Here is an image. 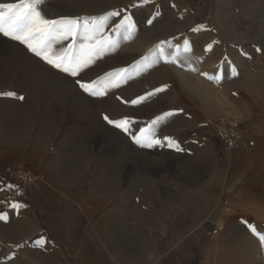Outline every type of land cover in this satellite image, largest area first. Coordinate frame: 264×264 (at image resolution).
I'll use <instances>...</instances> for the list:
<instances>
[{"label": "crops", "instance_id": "crops-1", "mask_svg": "<svg viewBox=\"0 0 264 264\" xmlns=\"http://www.w3.org/2000/svg\"><path fill=\"white\" fill-rule=\"evenodd\" d=\"M135 14L130 29L121 27L120 42L127 65L130 58H137V75L126 74L127 79L120 81L119 92L127 107L130 102L124 101L162 88L136 104V112L163 117L156 122L158 126L171 121V116L165 117V113L192 111L214 128L218 113L235 111L224 109L223 100H217L214 104L217 109L210 111L209 105L201 100L207 93L208 84L205 82L227 79L226 75L235 73V66L253 65L254 73H264L257 69L256 57L242 53L247 43L233 38L235 16L223 7L220 0H143ZM149 20L153 22L149 24ZM185 40L189 42L187 45ZM208 45H212L211 49ZM15 74H8L10 78L6 75L4 79L0 77V170L8 165L23 164L43 173L46 179L40 192H24L0 172V264H72L57 243L58 218L51 212L56 207L64 208L82 224L84 209L95 210L99 203L110 201L102 199V192L96 191L101 183L98 182L95 162L88 167L80 163L81 148L89 156L96 157L95 137L89 130H83L89 128V124L80 118L82 105L88 112L86 104H94L92 96H86L88 100L82 102V90L74 83L79 76L61 74L67 81L55 83L60 86L57 95V91L35 94L26 84L31 80L23 79L22 84H17L22 78ZM92 77L98 80V76ZM200 81L205 85L199 87L194 83ZM149 82L152 86L147 88ZM104 87L112 90L111 85ZM181 88L189 90L183 93ZM21 96L24 99H19ZM108 97L111 98V94ZM262 111V117L257 120L250 115L234 113L243 119L248 145L226 155H216L212 178L202 188L206 195H201L199 208L196 211L190 209L181 223L180 230L184 234L178 237L177 228L168 225L165 218L158 217L162 227L150 229L151 237L146 238L154 241V246L143 249L140 254L143 260L136 264H212L215 249L210 248L203 256L197 242L203 235L200 227L209 217L222 209L216 215L219 216V226L228 218L225 196L235 190L233 203L259 208L256 198L264 195V108ZM33 114H37L36 118ZM34 128L35 135L38 133L36 136L33 135ZM58 128L60 131L64 129V133L55 144ZM223 160L225 166H221ZM86 179L90 182L88 188L75 192ZM121 195L123 213L128 224L133 225L137 222L129 217L128 191ZM210 195L219 204L215 207L218 209L216 213L213 208L212 211L209 209ZM13 204L18 206L14 208ZM91 218L89 224L96 219ZM141 230L139 228V232ZM210 251H213L212 259ZM104 257L99 264H125L109 251Z\"/></svg>", "mask_w": 264, "mask_h": 264}, {"label": "rangeland", "instance_id": "rangeland-1", "mask_svg": "<svg viewBox=\"0 0 264 264\" xmlns=\"http://www.w3.org/2000/svg\"><path fill=\"white\" fill-rule=\"evenodd\" d=\"M142 1L43 0L40 5L42 14L47 19L99 18L114 11L122 13L120 17H109L104 21L103 35L114 42V46L108 48L103 55L96 56L94 62L82 72L88 78L87 82L93 81V75L98 76L97 86L101 90H106V93L104 96L91 98L94 104H86L88 112L83 105L81 107L80 118L89 124V128L83 130L86 132L89 130L91 136L95 137L97 150L94 157L93 154L89 156L81 148L80 163L88 167L95 162L98 182L101 183L96 191L102 192V199L110 201L99 203L95 210L84 209L81 214L84 222L82 224L78 223L76 216L68 214L64 208L56 207L51 212L55 218H58L57 243L72 264H99L105 258L104 253L107 251L125 264L140 262L143 260L140 256L141 251L154 246V241L146 240L147 236L151 237L148 231L162 227L159 226L158 217L165 218L168 225L175 226L178 237L183 235L184 232L180 230L181 223L190 209L196 211L199 208L198 201L201 200V195H206L202 193V188L207 180L212 178L216 155L227 154L223 151L222 143L213 126L204 123L192 111L174 113L171 115V121L164 122L163 126L162 124L158 126L156 123L154 128L153 121L159 114L136 112V105L131 103L126 107L119 92L120 81L118 87H111L112 90L104 87L106 84L112 85L117 82L115 74L121 68L128 69L126 74L137 75V58H130V64L127 65L120 42L121 28L116 29L115 24L120 22L124 14L128 15L132 22L133 15H136L135 10ZM220 1L223 7L232 11L235 16L233 38L247 43L242 48V53L256 57L259 63L257 69L260 68L263 70L260 72H264V0ZM19 2L20 0H0V4ZM71 42L70 38L63 42V46ZM81 43L83 38L78 37L75 41L77 49ZM254 71L253 65L235 66V73L226 75L227 79L205 82L208 86L207 93L201 97L202 103L209 105L208 109L213 111L217 109V106H214L217 100H223L222 105L226 110L250 115L253 120L261 118L264 108V73L259 75ZM0 74H3L0 76L1 79L6 76L10 78L8 74L21 77L22 80H18L17 84H22L23 79H30L31 81L26 84L33 88L35 94L57 91L59 95L60 86L55 83L66 80L61 76L64 73L55 70L41 58L30 53L18 41L2 35H0ZM52 75L58 79L55 80ZM7 83L9 84V79ZM151 86L152 82L146 83L147 88ZM133 87H137L136 83ZM181 89L183 93L189 90ZM110 94L111 98L108 97ZM81 95L82 102L88 100L86 96L89 95L83 92ZM135 98H130L129 101ZM230 113H218L216 119L228 115L226 117L243 120L237 118L236 114L230 115ZM105 115L110 119L130 118L134 132L144 127L150 129L151 135L156 138L163 139L164 136H170L177 141L183 151L170 149L166 144L151 149L141 147L118 129L108 125L103 119ZM33 116L36 118L37 114ZM35 131L34 128L33 135ZM56 133L55 144L63 135L64 129L60 131L58 128ZM225 164L223 160L221 166ZM12 165L29 168L28 165L23 164ZM3 170L4 168L0 170L2 174ZM89 183L86 179L75 192L88 188ZM126 191L130 198L129 217L137 222L133 225L128 224L120 201L121 193ZM234 191L224 198L228 205L226 208L229 212L228 218L219 226V216L216 215L222 209L218 214L209 217L200 227L203 235L197 242V247L202 250L203 256L210 248L215 249L214 253L210 251L211 259L213 253L212 264H264V243H261L248 228V224H252L258 231L264 232V195L259 199L256 198L259 208L243 207L232 202ZM208 199L209 209L213 208L216 213L218 209L215 207L219 204L211 195ZM91 217L96 219L89 224L88 220ZM103 221L106 223H102ZM139 228L142 229L140 232ZM200 229L198 228L199 231ZM193 244L194 242L191 243Z\"/></svg>", "mask_w": 264, "mask_h": 264}, {"label": "snow or ice", "instance_id": "snow-or-ice-1", "mask_svg": "<svg viewBox=\"0 0 264 264\" xmlns=\"http://www.w3.org/2000/svg\"><path fill=\"white\" fill-rule=\"evenodd\" d=\"M42 2L43 0H20L19 3L0 4V35L18 41L30 53L41 58L55 70L71 77L79 76L78 79L74 80V83L83 93L92 97L104 96L106 90H101L97 86L98 81L87 82L88 78L82 72L94 62L96 56L103 55L108 48L114 46V42L103 35L104 21L109 17H120L122 13L114 11L99 18L60 17L47 19L40 9ZM152 22V20L148 21L149 24ZM125 26L128 29L132 26L131 18L126 14L123 15V19L119 23L115 24V28L119 29ZM196 30L194 29V31ZM78 37L83 38V43L77 49L75 41ZM70 38L72 42L63 46V42ZM164 43L166 42H161V44ZM184 43L187 45L189 42L185 40ZM211 47L212 45H208L209 49ZM161 54H163L162 48ZM127 72V68L119 69L115 74L117 82L111 86L113 88L118 87L119 81L127 79L125 75ZM203 75L207 74L204 73ZM162 90V88L154 89L143 96L124 102H130L133 105L140 104ZM8 95H14V93H8ZM19 99H24V97L21 96ZM171 115H173L172 112L164 114L165 117ZM162 118L157 117L153 124ZM103 119L108 125L118 129L141 147L151 149L166 144L170 149L183 151L177 141L170 136H164L163 139L156 138L151 135L150 129L144 127H140L138 132H134L130 118L110 119L105 115ZM17 206L16 204L12 205L14 208ZM248 228L259 238L261 243H264V232L258 231L252 224H248Z\"/></svg>", "mask_w": 264, "mask_h": 264}, {"label": "built area", "instance_id": "built-area-1", "mask_svg": "<svg viewBox=\"0 0 264 264\" xmlns=\"http://www.w3.org/2000/svg\"><path fill=\"white\" fill-rule=\"evenodd\" d=\"M214 129L220 138L222 149L226 153L248 145V138L242 122L236 118L221 116L216 119ZM3 174L24 192L31 190L39 192L45 180L43 174L22 166H6Z\"/></svg>", "mask_w": 264, "mask_h": 264}, {"label": "bare ground", "instance_id": "bare-ground-1", "mask_svg": "<svg viewBox=\"0 0 264 264\" xmlns=\"http://www.w3.org/2000/svg\"><path fill=\"white\" fill-rule=\"evenodd\" d=\"M192 79H193V78H192ZM191 81H192V80H191ZM186 82H187V81H186ZM194 83H195V84H198L199 87H200L201 84L203 85V83H201V81H200L199 83H196V82H194ZM204 85H205V84H204ZM204 85H203V86H204ZM203 86H202V87H203ZM191 89H192V88H191ZM193 89H194V87H193ZM202 89H203V88H202ZM193 91H194V90H193ZM230 115H231V114H230ZM236 117H237V118H240V116H239L238 114H236ZM44 179H45V178H44Z\"/></svg>", "mask_w": 264, "mask_h": 264}]
</instances>
